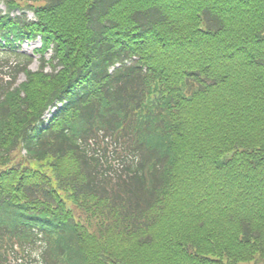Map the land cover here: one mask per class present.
I'll use <instances>...</instances> for the list:
<instances>
[{
    "label": "trees",
    "instance_id": "16d2710c",
    "mask_svg": "<svg viewBox=\"0 0 264 264\" xmlns=\"http://www.w3.org/2000/svg\"><path fill=\"white\" fill-rule=\"evenodd\" d=\"M0 1V264H264V0Z\"/></svg>",
    "mask_w": 264,
    "mask_h": 264
},
{
    "label": "rangeland",
    "instance_id": "374dc122",
    "mask_svg": "<svg viewBox=\"0 0 264 264\" xmlns=\"http://www.w3.org/2000/svg\"><path fill=\"white\" fill-rule=\"evenodd\" d=\"M0 10H1L2 12L5 11V7L2 6L1 4H0ZM16 14H17V13H16ZM17 15H18V14H17ZM27 19H28V20L33 19V14L30 13V12H28V13H27ZM39 46H40V42H39V40H37L36 42H33V43H31V44L24 43L21 47H22V49H23L24 51H26V52H31V51H33L35 48H38ZM49 56H50V52L48 53L47 57H49ZM38 68H39V63H38V60H37V61L33 62L32 66H31V69H32V70H37ZM23 80H24V77L21 76L19 81L21 82V81H23ZM242 264H252V263H242Z\"/></svg>",
    "mask_w": 264,
    "mask_h": 264
}]
</instances>
